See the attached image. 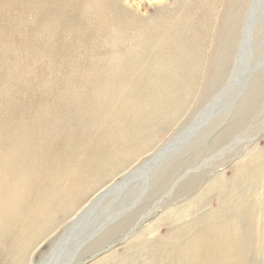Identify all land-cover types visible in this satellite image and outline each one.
<instances>
[{
	"label": "rangeland",
	"instance_id": "374dc122",
	"mask_svg": "<svg viewBox=\"0 0 264 264\" xmlns=\"http://www.w3.org/2000/svg\"><path fill=\"white\" fill-rule=\"evenodd\" d=\"M192 1L0 0V131L16 125L47 129L48 134L39 135L38 145L24 148L31 158L36 147H42L45 154V144L58 141L65 128L79 125L76 140L91 155L93 147L86 145L92 139L101 140V115L120 117L105 124L113 144L96 155L115 151L113 169L87 195L78 193L76 206H64L73 204L72 200L65 204H59V199L46 201L39 221L25 233L32 236V243L35 233L42 232L34 241L30 264L42 263L52 243L99 190L121 182L127 171L151 160L180 133L183 136L177 144L157 163L143 167L134 179L101 199L99 220L82 234V246L89 249L83 258L88 259L75 264H205L197 257L199 243L192 236V220L220 209L224 187L237 193L232 183L236 173L246 171V166H239L243 158H249L255 168L264 167V0L254 17L250 16L253 0H202L211 4L210 11L189 9ZM136 2L140 4L134 6ZM176 20L196 38L199 53L197 64L181 72L180 80L186 84L169 88L171 82L161 77L143 78L158 62L141 47L154 41L165 59L169 44H163L166 51L160 49L161 28ZM241 37L246 53L243 66L237 67L233 63L239 58L234 62ZM165 64L167 72L181 65ZM240 68L243 73L239 74ZM187 69L194 70L190 78H184ZM153 87L163 90L166 99L177 98L170 115L151 125L143 111L156 102ZM210 105V111L200 115ZM135 114L140 116L139 128L132 133ZM192 124L196 125L191 128ZM117 125L125 128L123 135L112 131ZM84 130L90 133L87 138ZM3 141L14 144L17 138L8 136ZM10 151L15 153L16 147ZM217 186L219 190L213 189ZM257 193L264 195V184ZM234 199L228 200L233 209ZM240 200L254 204L253 198ZM242 209L240 222L246 221L242 226L250 229L242 238L244 249L236 255H220L233 256L241 264H264V225L256 216L249 221V211ZM104 212L109 215L106 225L101 219ZM25 225L24 219L18 226ZM88 231L98 233L88 238ZM173 234L180 237L182 248L165 252ZM75 238L67 240L55 261L71 251ZM103 239L96 249L94 245ZM11 240L4 236L0 243V264L26 244L13 247ZM93 251L98 254L88 256ZM186 253L188 257L182 259Z\"/></svg>",
	"mask_w": 264,
	"mask_h": 264
},
{
	"label": "bare ground",
	"instance_id": "6f19581e",
	"mask_svg": "<svg viewBox=\"0 0 264 264\" xmlns=\"http://www.w3.org/2000/svg\"><path fill=\"white\" fill-rule=\"evenodd\" d=\"M260 1L261 0H253V5L251 4L250 8V10H252L250 16H255L254 13L258 9ZM139 4V2H136L134 3V6ZM196 8H204L205 10L210 11L212 6L202 0H193L189 5V9L193 10ZM160 19L161 18L159 17L158 21H160ZM161 31L163 37L159 41L160 49L166 51L163 44H169V48L165 53V59L160 55L159 48L154 41L142 45L141 51L145 52L147 50L158 62L157 67L151 68L143 73V78L161 77V79H166L171 82L169 83V88L182 86V84H186V81L180 80L181 72L185 68L197 64L196 57L199 53V44L195 37H191L186 25L180 20H176L168 26H163ZM247 33L249 34V31ZM243 38L244 37H241V41L239 42L234 62L238 56L239 58H237V62L233 63L237 67L238 65L239 67L240 65L243 66V56L245 55L244 53H246H243V45H245L242 44V42H244ZM248 46L250 45L248 44ZM174 57L178 59H173ZM174 62H180L181 65L178 66V68L167 72L165 63L172 65ZM234 65L232 70L235 69ZM241 71L242 69L240 68V70H238L239 74ZM187 72L188 74L184 78H190L189 76L193 74L194 70L187 69ZM12 84L16 85L15 83ZM153 88L155 91L154 97L156 102L147 105L143 111V115L151 125L170 115L171 109L174 106L173 100L177 98V96H171L166 99L164 93H162L164 92L163 90H156V87ZM213 104L214 103L211 105ZM211 105L200 115L209 112ZM175 110H173V112ZM139 117L140 116L137 114L133 117V125L130 129L132 133L136 132L139 128ZM115 118L120 119L117 115L113 118L108 117L107 115H101V121L103 122L100 126L103 129L101 132V140L96 141L92 139V142H89L86 145L87 147H93V153L91 155L83 150L80 145L81 141L76 140L78 137L77 130L79 129V125L74 126L73 129L65 128L63 130V136L61 137L59 135L58 141H49L48 144H45V146H49V148H45L44 146L45 154H42V147H36V154L31 158H28V153L24 148L27 146L32 147V145H38L39 135L43 133L48 134L47 129L32 130L31 125H16L18 127L15 126L9 130L6 128L3 131H0V243L4 240V236L12 238L13 241L11 240V244L13 247H19L26 242L23 248L15 250V252L10 255V260H8L6 264H30L31 249L34 247V241L42 235V232L38 231V233H35L36 236L32 243V236L25 233L31 231L32 226L39 221L38 214L44 210L45 203L48 199H59V201H57L59 204H65L72 200L73 204H65L64 206H67L68 208L76 206L80 198L78 193L87 195L91 188L97 187L100 183L99 180L113 169L112 159L113 154H116L115 151L111 155H96L99 154L100 149L113 144L110 139L111 130H106L105 124L113 121ZM195 125L196 124H192L191 128ZM114 129H116L120 135L125 133V128L123 126L117 125L112 131ZM188 130L190 131V129ZM189 131L186 133H189ZM89 135L90 133L84 130V137L87 138ZM8 136L16 137L17 141L14 144L4 142L3 139ZM177 136L178 137L175 138L173 137V139L170 140L171 142H169L165 148H159V150L151 156V160L142 163L133 170L127 171L121 182L99 190L94 201L88 203L80 213L78 212L79 214L74 217V220H72L63 233H61L52 243L50 251L46 253L45 259L41 264H47L52 260H54V264H75L78 261L83 263L88 259V257L83 258L84 253L86 254V252H89V249L83 248L84 246H82L81 239L84 237L82 234L89 230L94 224H96L97 220H99L100 216L98 214L97 206L101 199L108 196L113 191H116L118 188H121L123 184L126 185L134 179L143 167L153 165L155 162L157 163L158 159L162 158L167 150H170V147L177 144V141L183 136V133H180ZM54 143L60 144L61 147H54ZM12 146L16 147L15 153L10 151V147ZM53 149H57V152H53ZM239 163V166L241 167L246 166V171L243 175H241L240 172L236 173L234 178L236 182L232 184L236 185L237 193L231 194V190L229 188L225 189L224 187V190H221L224 201H222L223 203H221V206L219 205L220 209L215 212L211 211L199 215V219L192 220L191 222V224L195 226L194 228L191 226L195 230V233L192 236L199 243L197 257L202 258L205 261V264H241L238 260L236 261L233 259V256L223 257L220 254L236 255L244 249L242 246V238L249 227H245V225L242 226V223H245L246 221L244 222V220H242L240 222L242 216L241 210L243 211L242 208L245 207V210L249 211V221L256 216V219L260 220L264 225V195L260 196L257 193L264 184V180L262 182L259 180L260 177L264 176V167L255 168V166L249 164V158H243ZM213 189L219 190L220 187L218 189L217 186V188ZM32 194H34L33 198ZM231 197H234L238 201L241 197H247L248 200L253 198L254 204L250 202V205H246L243 201L240 200L238 202L236 200L238 203L236 204V201L235 203H232L235 204L233 209L230 204H228V200L230 202ZM236 207L238 209H235ZM105 216L107 217L105 218ZM108 217L109 215L105 212L101 215V219L104 218L102 220L104 225L109 222ZM24 219L26 220V225L24 228L20 229L18 225L20 221ZM258 220L254 222H258ZM51 222L52 220L50 223L46 222L45 229H49ZM98 223H100V221H98ZM197 225L204 226L195 229ZM250 225H252V221ZM260 225L258 227H260ZM96 226L99 225L97 224ZM229 227H231V229ZM253 227L256 228L255 225ZM258 230L256 229L255 231L257 232ZM96 233H98V231H88L87 237L90 238ZM74 235L76 238L72 239L73 244L71 251L63 252L60 260L55 261L56 255L62 250L63 245ZM171 236L169 237L174 240L168 239L167 243L169 246L164 249L165 252L169 251L171 248H182L179 245L181 241L180 237L175 236L174 234ZM110 237L111 236L108 238ZM104 240L105 239L94 245L95 248L97 249ZM111 245L112 243H109L106 247H110ZM185 249H188V247H185ZM95 254H98V251H93V253L88 256L91 257ZM154 257L156 258L157 256L155 255ZM181 257L182 259H186L188 255L187 253L182 254ZM175 264H177V262Z\"/></svg>",
	"mask_w": 264,
	"mask_h": 264
}]
</instances>
